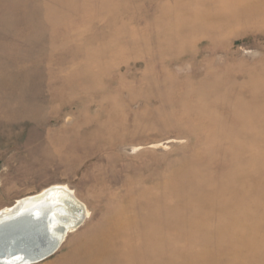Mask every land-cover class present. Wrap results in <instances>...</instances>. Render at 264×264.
I'll list each match as a JSON object with an SVG mask.
<instances>
[{
    "label": "rangeland",
    "instance_id": "obj_1",
    "mask_svg": "<svg viewBox=\"0 0 264 264\" xmlns=\"http://www.w3.org/2000/svg\"><path fill=\"white\" fill-rule=\"evenodd\" d=\"M52 185L35 264H264V0H0V209Z\"/></svg>",
    "mask_w": 264,
    "mask_h": 264
},
{
    "label": "bare ground",
    "instance_id": "obj_2",
    "mask_svg": "<svg viewBox=\"0 0 264 264\" xmlns=\"http://www.w3.org/2000/svg\"><path fill=\"white\" fill-rule=\"evenodd\" d=\"M89 213L65 185L49 186L0 209V230L6 229L0 236V264L40 262L26 261L25 252L34 256L53 250L51 255L55 254L67 234L82 226ZM14 243L20 248L15 252Z\"/></svg>",
    "mask_w": 264,
    "mask_h": 264
},
{
    "label": "water",
    "instance_id": "obj_3",
    "mask_svg": "<svg viewBox=\"0 0 264 264\" xmlns=\"http://www.w3.org/2000/svg\"><path fill=\"white\" fill-rule=\"evenodd\" d=\"M6 233V229H1L0 230V236L2 235V234H5ZM16 245V243H14L13 245H12V247L14 248V252L15 251H18V249H20V248H18V247H14ZM3 253V252H2ZM2 253H0V254H2ZM53 253V250H46V251H44V252H41V253H38V254H36V255H34V256H32V255H30V253H28V252H25V256L27 257V260L26 261H41L42 259H45V258H47L48 256H50L51 254ZM28 255V256H27ZM18 264H20V263H18Z\"/></svg>",
    "mask_w": 264,
    "mask_h": 264
}]
</instances>
